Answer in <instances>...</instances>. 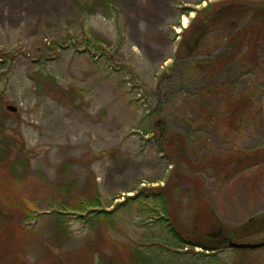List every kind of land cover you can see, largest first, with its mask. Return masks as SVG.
Returning a JSON list of instances; mask_svg holds the SVG:
<instances>
[{
	"label": "rangeland",
	"instance_id": "1",
	"mask_svg": "<svg viewBox=\"0 0 264 264\" xmlns=\"http://www.w3.org/2000/svg\"><path fill=\"white\" fill-rule=\"evenodd\" d=\"M232 1L111 0L108 17L93 1L0 0V125L15 143L11 156L26 160L15 176L0 164V264H83L79 255L92 242L99 247L93 264H136L134 246L152 255L149 264H264V247L227 248L203 261L198 246L185 253L167 245L155 199L117 206L141 188L168 185L177 227L191 233L198 196L177 181L186 173L201 178L203 198L230 226L264 211V48L260 68L238 83L247 90L257 82L259 112L238 131L214 129L196 115L204 84L185 68L227 50L222 40L243 18L214 26L195 55L174 57L196 11ZM89 35L103 40V56L86 51ZM233 72L229 65L217 80ZM209 98L207 107L219 106ZM250 149L257 164L235 161ZM216 155L224 160L213 161ZM93 186L110 221L61 209L95 196ZM249 239L264 240V231Z\"/></svg>",
	"mask_w": 264,
	"mask_h": 264
},
{
	"label": "trees",
	"instance_id": "2",
	"mask_svg": "<svg viewBox=\"0 0 264 264\" xmlns=\"http://www.w3.org/2000/svg\"><path fill=\"white\" fill-rule=\"evenodd\" d=\"M76 1L80 5L83 3L89 5L88 2L93 1L96 5L103 7L106 16L111 17L113 14V9L110 7L111 0ZM198 3H201V1ZM201 15H203L202 18ZM238 17L243 18V24L234 28L231 34L222 40L230 44L227 50L220 52L215 57L197 59L185 68V71L189 74L198 73L200 81L204 84V91L201 94L202 99L201 102L197 103L195 111L199 118L211 124L214 129H221V126H223L228 130L236 129L238 131L245 117H254L259 112L258 103L255 100L257 82L253 81L247 90L241 89L238 83L243 77L249 78L251 71H256L257 68H260L259 52L264 48V1L237 0L222 3L219 7H215V2L207 4L201 10L196 11V15L191 20L192 25L182 30L174 55L175 58L195 55L209 42L214 26L225 19H236ZM85 41L86 51L94 50L101 56L104 55V49L102 48L104 42L102 39L89 35ZM229 65L234 68L231 77L222 81L217 80L224 68ZM210 96L214 99L217 98L218 107H207L213 101L209 98ZM144 131L145 133L150 132L149 129ZM13 145H15L14 141L12 142L3 134L2 126L0 125V164L9 167L11 173L15 176L17 174L15 167L17 165L24 167L26 160L22 156H11ZM178 148L179 150L182 149L180 145ZM255 151V149L239 151L235 155V161L239 163L245 162L246 166L255 165L257 164L255 158L257 153ZM19 152L21 153L22 149ZM223 160L220 155H216L213 158V161L216 162H222ZM179 177H177V181L182 180L185 182L193 189V193L198 196V199L194 200L196 206L193 209L194 219L191 223V227H193L190 230L191 233L181 231L177 227V207L174 203L175 199L169 194L172 189L168 188V185L147 189L141 188L136 194L126 196L117 206H123L128 202L132 203L134 201L147 206L150 199H155V204L160 210L159 216L155 219L160 222V225L167 233V237L164 240L166 244L173 246V248H186L185 253H189L188 248L198 246L202 249L200 255L204 258L202 259L201 257L203 261H207L208 256L212 259L216 257V253L227 249L229 240L253 242L249 238L254 235H260L264 231V211L249 217L236 226H230L215 216L209 204L210 202L203 198L201 178L197 179L195 176L186 173H179ZM94 187L91 188V192L93 189V195L95 196L89 195L90 197L84 200H77L76 203H61V209L79 211L81 219L92 223L110 221V211L105 212L103 209H99L101 204ZM24 210L29 218L34 217L33 210L30 208H24ZM100 239L105 240L103 235H100ZM110 243L114 244L111 241ZM98 249L97 242H92L85 251H82L79 257L83 264H93V253ZM130 256L131 260L137 262L136 264L141 262L142 264H149L153 260L150 253L137 246L130 249ZM53 257L56 256L53 254ZM172 260L175 259L172 258ZM185 261L190 264H197L195 261H198V259L192 260L188 258ZM175 262V264H181V262L178 263L176 260Z\"/></svg>",
	"mask_w": 264,
	"mask_h": 264
},
{
	"label": "water",
	"instance_id": "3",
	"mask_svg": "<svg viewBox=\"0 0 264 264\" xmlns=\"http://www.w3.org/2000/svg\"><path fill=\"white\" fill-rule=\"evenodd\" d=\"M6 109L9 111H16V108L11 105H7ZM261 110L264 116V91L262 96V104H261ZM228 248H234V249H257L264 247V240L262 241H256V242H235L232 240H229L227 243Z\"/></svg>",
	"mask_w": 264,
	"mask_h": 264
},
{
	"label": "bare ground",
	"instance_id": "4",
	"mask_svg": "<svg viewBox=\"0 0 264 264\" xmlns=\"http://www.w3.org/2000/svg\"><path fill=\"white\" fill-rule=\"evenodd\" d=\"M184 21H185V19H184Z\"/></svg>",
	"mask_w": 264,
	"mask_h": 264
}]
</instances>
